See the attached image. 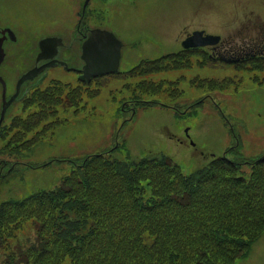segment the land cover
<instances>
[{"label": "rangeland", "instance_id": "obj_1", "mask_svg": "<svg viewBox=\"0 0 264 264\" xmlns=\"http://www.w3.org/2000/svg\"><path fill=\"white\" fill-rule=\"evenodd\" d=\"M93 2L96 3L95 0ZM96 4L101 12L95 17L89 7V24L98 22L99 15L103 13L101 25L114 30L126 43L139 41L136 35L151 36L150 33H156L157 41L163 44L157 48L163 51L173 48L172 44L177 42L184 26L207 27L217 33L230 35L240 27L243 30V23L253 17L255 21L264 20V0H103ZM159 5H162V9L160 15H156ZM79 6L75 7L65 0H6L3 17V0H0V28L9 25L16 29L19 36L16 42L8 41L11 42L6 45L8 55L1 67L9 92L19 73L31 63L40 37L50 34L53 29H59L64 30L60 34L68 39L70 34L65 31H71V27L76 24ZM137 9L139 13L135 12ZM105 10L109 15H105ZM142 51L143 41L131 45L128 51L124 49L121 71L136 66L145 56ZM213 70L220 74L233 73V69ZM54 72L51 78L58 79L57 76H61L63 80L73 81L76 76L74 73ZM176 74L166 75L172 77L171 81H175ZM151 75L153 74H147L146 78L151 79ZM155 77L157 79L160 76ZM120 78L121 75L117 74L96 80L94 84L104 88L102 95L97 94L100 92V89L97 90L99 86L95 88L97 91H93L97 97H93L96 98L90 106H95V109L88 108L86 115H78V122L76 118L69 119L70 122L65 121L57 128L52 140L35 147L30 143L16 149L13 145L3 143V140L6 141V136L3 135L0 140V156L4 162L3 175L6 176L0 177V180L3 178L0 185V206L9 198H22L38 189L58 187L63 177L71 171L73 160L79 162L87 155L107 150H113V155L122 160L166 155L179 163L185 173L206 165L210 154L221 155L226 150L232 155L234 151H239L246 157L264 154V84L245 81L237 87L233 84L227 88L215 87L207 90L213 94L209 92L211 95L207 97L204 95L206 91L201 92L196 87L199 83L179 82L180 96L177 101L167 99L168 96H177L167 90L161 91L159 95L136 92L134 97L150 101L155 99L156 103L162 105L148 106L145 102H132L129 98L132 95L131 89L127 84L122 85L130 79L124 76L123 79ZM120 87L123 89L119 90ZM49 96L52 99L51 94ZM189 98L199 101L198 112L178 114L185 112L181 110L193 104L194 100ZM1 102L0 85V110ZM169 105L172 108L169 109ZM173 106L179 107L177 112ZM18 108V104L13 105L8 117ZM133 108L137 111L131 119ZM121 110L125 112L121 113ZM59 114H62V109L55 116ZM59 121L57 118L49 125L53 127ZM69 123L72 124L67 126ZM186 129H189L188 136ZM33 134L34 132L21 131L14 134V140L21 135ZM36 137L39 138V135ZM237 139L240 146L238 144L236 149ZM52 157L67 158V161H54L50 166L38 169L30 168V165L38 162L50 161ZM230 157L233 158L231 155ZM236 264H264V235L253 244L249 256Z\"/></svg>", "mask_w": 264, "mask_h": 264}, {"label": "trees", "instance_id": "obj_2", "mask_svg": "<svg viewBox=\"0 0 264 264\" xmlns=\"http://www.w3.org/2000/svg\"><path fill=\"white\" fill-rule=\"evenodd\" d=\"M252 164L250 178L224 157L186 176L166 159L89 158L60 189L3 204L4 264H232L264 230V157ZM29 219L37 240L16 244Z\"/></svg>", "mask_w": 264, "mask_h": 264}, {"label": "water", "instance_id": "obj_3", "mask_svg": "<svg viewBox=\"0 0 264 264\" xmlns=\"http://www.w3.org/2000/svg\"><path fill=\"white\" fill-rule=\"evenodd\" d=\"M94 34L86 43V47L84 48V58L87 61V65L85 66V74H88V77L92 75H98L107 73L110 71H113L117 63L120 59V49H121V43L113 38L109 32L104 34L102 37L107 39L109 43L111 44V49L105 48L103 50L99 51V42H100V36L98 37L99 31L95 32ZM3 44V38L0 39V66L3 61V58L5 57V52L2 47ZM29 75H26L20 82V84L28 78ZM0 80L3 81V78L0 76ZM19 93V89L17 93L12 97V99L8 102L4 103V108L2 112V119L0 121V125L5 117V112L7 110V107L10 105V103L17 97ZM6 96V86L4 85V100Z\"/></svg>", "mask_w": 264, "mask_h": 264}, {"label": "flooded vegetation", "instance_id": "obj_4", "mask_svg": "<svg viewBox=\"0 0 264 264\" xmlns=\"http://www.w3.org/2000/svg\"><path fill=\"white\" fill-rule=\"evenodd\" d=\"M78 1L81 4V2L83 3L84 0H78ZM79 14L82 15V12L80 11ZM260 20H262V19H260ZM259 25H260V27L256 28V31H257L256 36L249 35V33L246 32L245 37L243 38V41H246L247 43L248 42H256L254 50L257 53H259L260 57H262L261 60L264 61V27H263L262 23ZM79 26H80L79 32L81 33L84 30L85 26L83 25V22ZM248 29H250V28H246L245 31H247ZM83 33H84V31H83ZM222 46H225L224 42L222 44H219L216 46H208V47L202 48L201 50L198 48L181 50L179 55H180V57H182L183 62L186 61L187 59L191 58L192 54H194V53L198 54L200 52L205 53L208 58H216L217 56L218 57H227V56L235 55V58H237V59H240V60L245 59L243 57V55L240 53L230 54V53H227L226 50L224 51L223 48L217 49V48L222 47ZM246 46L248 47V44ZM247 47L245 48V50L248 49ZM203 64L206 65L207 60H204Z\"/></svg>", "mask_w": 264, "mask_h": 264}]
</instances>
